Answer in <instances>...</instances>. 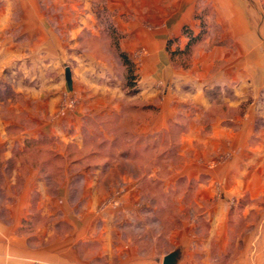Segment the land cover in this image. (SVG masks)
I'll use <instances>...</instances> for the list:
<instances>
[{"label":"crops","instance_id":"1","mask_svg":"<svg viewBox=\"0 0 264 264\" xmlns=\"http://www.w3.org/2000/svg\"><path fill=\"white\" fill-rule=\"evenodd\" d=\"M23 4L19 0H11L5 10L0 8V92L10 91L13 94L16 91L18 95L23 89L35 91L43 97L45 106L42 105L43 115L33 117L29 113L31 123L36 125L34 128H23L14 119L3 121L7 128L18 129L19 133L6 137L0 151L5 148L4 153L8 151L11 156H19L21 152L29 153L33 147L44 146L51 158L45 166L50 175L47 177V174L39 172L28 185L25 183L23 195L30 196L27 208L26 205L20 207L19 195L13 194L11 184L14 182H10L9 188L5 187L7 199L0 205V264H117L118 259L113 254L127 246L125 243L122 246L116 239L109 242L107 238L111 236L114 222L122 220L123 212L110 207L84 211L83 207L79 210L78 205L71 212L60 201L65 198L70 203L78 194L76 188L79 183H83V187L87 185L83 193L79 192L80 199L90 194L94 197V193L99 197L104 178L115 170L117 159L122 157L131 161V144L146 141L149 132L157 141L163 132L184 134L194 140L198 137L206 141L203 148L205 157L225 153L224 162L217 169L208 170L203 178L208 183L217 182L223 189L224 193L216 199V203L228 205L227 221L234 214L235 218H239L240 210L244 216L255 210L239 208L240 204L248 201L243 197L245 194L251 199L264 200V131L259 125L261 122L264 124V120L252 111L247 116L242 112L234 115H213L209 112L214 106L243 107L247 102L253 109L256 105L264 107V100L256 99L261 94L258 92L260 81L254 73L244 71V53L239 52L235 57L237 62L230 68L227 65L214 68L216 62L213 60L220 59L215 57L210 72L203 76H191L190 79L178 73L167 75L166 62H158L160 52H151L136 65L138 78L133 86L123 82L101 84L94 77L89 89L76 88L77 92L83 93L79 96L77 107L57 114L59 94L52 90L51 75L54 73V61L64 56V44L62 40H55L42 25L40 30H35L37 19L34 8ZM17 7L28 8L27 19L14 18L13 12ZM186 25L185 21L181 24L182 32ZM181 37L187 43L185 34ZM120 47L132 62L136 61L126 44L121 43ZM21 73L30 76L34 82L19 87L22 84L17 81V74ZM159 78L182 90L181 96L172 89L164 94L157 86ZM186 80L191 82L190 88ZM185 94L190 98L193 96V101H188ZM1 96L0 105H3L5 101ZM133 114L137 116L135 120H132ZM197 148L193 142L188 154L192 155ZM69 156L73 157L71 162H57ZM17 166L25 167L20 163ZM173 168L177 167H171L170 171ZM30 170L37 171L34 165L29 167ZM161 170L164 171L163 164L159 167L147 165L142 177L128 181L129 187L139 181L142 191L146 179L152 186H164L160 180ZM52 173H60V178ZM152 173L154 175H150ZM209 175L217 179H210ZM88 184L91 190L87 189ZM114 184L112 182L109 186L115 187ZM37 186L38 189L35 188ZM41 186L43 189H40ZM72 188L75 190L73 194ZM128 192L125 190V194ZM35 193L40 195L39 200L31 199ZM89 200L87 198L86 201L91 204ZM227 235V243L224 248L221 247L220 257L213 264H264V219L248 247L240 246L238 239L230 243L231 238Z\"/></svg>","mask_w":264,"mask_h":264},{"label":"rangeland","instance_id":"2","mask_svg":"<svg viewBox=\"0 0 264 264\" xmlns=\"http://www.w3.org/2000/svg\"><path fill=\"white\" fill-rule=\"evenodd\" d=\"M19 2L34 8L37 19L35 30H40L42 25L44 30L51 32L55 40H62L64 44V56L61 60H55L52 65L54 69L51 75L52 90L59 94L57 114L74 110L79 96L83 94L77 92L76 88L89 89L94 77L99 79L101 84L128 83L125 78L126 65L119 56L117 42L120 46L121 43L126 44L132 51V56L136 60L133 62L135 70L138 69L136 65L143 62L144 56L159 51L158 62H166V74L178 73L185 78L203 76L207 71L210 72L213 61L216 62L214 68L219 66L217 68L219 69L221 65L230 68L237 62L235 57L242 52L245 73H254L260 81L258 92L261 94L256 99L264 100L262 86L264 0H19ZM10 3L11 0H0V8L5 10L6 5ZM27 9L15 8L14 18L27 19L29 13ZM184 21L195 33L202 31L203 35L189 53H173L175 49L184 48L186 45V40L181 37L184 32L180 28ZM215 57L220 59L213 60ZM66 67L71 69L73 75L72 89H69L67 84ZM17 81L22 84L19 87L34 82L24 73L17 74ZM186 82L190 88L191 82L189 80ZM157 86L164 94L172 89L181 96L182 90L173 84L170 85L163 78L157 81ZM0 94L5 101L0 105L1 147L6 137L19 133L18 129L7 128L3 121L14 119L23 128H34L36 125L31 123L29 113H32L33 117L43 115L44 104L43 97L31 90L23 89L18 95L16 91L13 94L10 91H1ZM184 97H187L188 101H193V96L190 98L185 94ZM250 111L264 120V107L259 108L256 105L253 109L250 102L244 103L243 107L221 105L209 109L213 115L217 113L234 115L236 112H242L247 116ZM136 117L133 114L132 120ZM259 125L260 130L264 131V124L261 122ZM197 138L194 140L184 134L171 135V132H163L157 141L149 132L146 141L131 144V161L122 157L117 159L114 164L115 170L104 178L99 197H96L95 193L94 197H91V194L87 197L91 204L87 203V198L80 199L82 191L87 187L86 184L83 187V183H79L76 188L78 194L72 197L70 203H67L68 199L65 198L60 202L71 212L75 211L76 205L79 210L83 207L84 211L110 207L114 211L121 210L119 213L123 212L122 220L114 222L110 229L111 236L107 238L109 242L116 239L122 246L123 243L127 246L122 251L113 252L114 257L118 259L117 264L141 262L163 264V257L178 246L183 249L180 264H213L215 259L220 257L219 250L227 243V233L231 238L230 243L233 244L238 239L240 246L245 248L250 245L252 237L264 219V214L261 213L264 212V200L251 199L245 194L243 197L248 201L240 204L239 208L248 207L249 210L250 208L255 210L253 212L251 210L247 216L240 210L239 218H235L234 214L230 217L232 219L227 221L228 205L216 203V199L223 195V189L217 182L208 183L203 178V174L209 173L208 170L217 169V166L224 162L225 153L223 152L221 156L205 157L203 148L206 141ZM193 142L198 148L191 155L188 154V149ZM55 146L58 147L57 144ZM43 147H33L29 153L21 152L19 156H11L8 151L4 153L6 150L2 148L0 205L7 199L5 187L9 188L10 182H14L11 184L12 192L19 195L20 207L26 205L27 208L26 202L30 196L23 195L25 183L28 185L39 172L47 174V177L50 175L45 166L49 164L51 158ZM72 159L73 157L69 156L57 162L65 164ZM105 159L102 161L105 162ZM19 163L25 167L17 166ZM161 164L164 165V171L161 170L159 174L162 176L160 180L164 186L159 184L152 186L150 180L144 179L142 191L139 181L137 186L129 187L128 181L142 177L147 165L159 167ZM31 165H34L37 171H29ZM140 166H143L141 170ZM171 167L177 168L170 171ZM59 174L52 173L56 178H60ZM192 175L197 178L193 179ZM209 178L212 177L209 175ZM112 182H115V187L109 186ZM88 185L87 189L91 190L90 184ZM35 188L38 189L39 186ZM73 190L72 188L71 194ZM125 190L129 191L128 194H125ZM31 199L39 200L40 195L32 194ZM75 209L79 212L77 207Z\"/></svg>","mask_w":264,"mask_h":264},{"label":"trees","instance_id":"3","mask_svg":"<svg viewBox=\"0 0 264 264\" xmlns=\"http://www.w3.org/2000/svg\"><path fill=\"white\" fill-rule=\"evenodd\" d=\"M183 32L185 36L188 38V41L184 48H178L172 51L173 53L179 52V53H189L191 51V48L193 45H195L202 37V31L199 33H195L189 26L183 27ZM116 48L118 50L119 56L124 61L123 63L126 65L127 69V75L125 78H127V82L129 85L133 86L135 84V81L137 80V75L135 74V68L133 66V62L128 57L127 53L123 51L119 45V43H116ZM169 48V46H168Z\"/></svg>","mask_w":264,"mask_h":264},{"label":"water","instance_id":"4","mask_svg":"<svg viewBox=\"0 0 264 264\" xmlns=\"http://www.w3.org/2000/svg\"><path fill=\"white\" fill-rule=\"evenodd\" d=\"M66 80L69 89H72L73 86V79H72V73L71 69L69 67H66ZM183 254V249L181 246L176 247L174 250L168 252L164 257H163V264H179Z\"/></svg>","mask_w":264,"mask_h":264}]
</instances>
